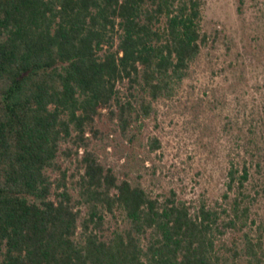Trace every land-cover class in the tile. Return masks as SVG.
Wrapping results in <instances>:
<instances>
[{
    "label": "trees",
    "instance_id": "trees-1",
    "mask_svg": "<svg viewBox=\"0 0 264 264\" xmlns=\"http://www.w3.org/2000/svg\"><path fill=\"white\" fill-rule=\"evenodd\" d=\"M202 5L0 0V264H264L246 168L228 171L229 206H209L154 192L136 159L100 152L112 133L135 140L215 42Z\"/></svg>",
    "mask_w": 264,
    "mask_h": 264
},
{
    "label": "rangeland",
    "instance_id": "rangeland-1",
    "mask_svg": "<svg viewBox=\"0 0 264 264\" xmlns=\"http://www.w3.org/2000/svg\"><path fill=\"white\" fill-rule=\"evenodd\" d=\"M202 16L203 28L217 32L215 42L202 49L172 96L154 103L135 140L112 133L100 152L117 166L125 157L136 159L154 192L175 188L209 206H229L233 192L226 201L222 196L228 171L236 168L240 177L246 168L242 191L255 235L259 224L264 228V0H244L240 13L237 0H203ZM151 136L160 141L154 152Z\"/></svg>",
    "mask_w": 264,
    "mask_h": 264
}]
</instances>
